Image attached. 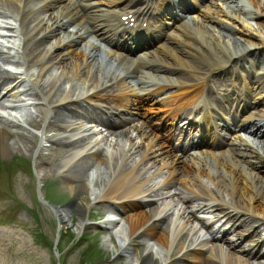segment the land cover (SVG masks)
<instances>
[{"label":"bare ground","instance_id":"bare-ground-1","mask_svg":"<svg viewBox=\"0 0 264 264\" xmlns=\"http://www.w3.org/2000/svg\"><path fill=\"white\" fill-rule=\"evenodd\" d=\"M191 1L195 17L185 0H0V106L26 105L28 98L19 95L38 87L49 98L43 130L63 123L72 131L82 128L64 143L84 148L64 160L61 175L67 188L82 195L55 210L60 228L72 221L74 207L79 232L90 207L104 203L105 213L125 219L127 228L119 227L117 238L123 251L135 252L136 264H247L264 257V156L254 146L264 147V74L243 72L236 85L212 79L239 61L250 70L262 65L264 3L247 0L252 9L244 0ZM125 10L138 15L136 28L118 19ZM150 30L155 32L145 43L128 42ZM112 108L126 115L110 114ZM180 117L183 125L175 129ZM166 125L167 140L178 130L170 151L156 141ZM103 127L117 130L106 133ZM109 135L116 136L109 138L113 148L101 154L100 141ZM9 139L0 126L2 152L9 151ZM47 139L60 143L52 135ZM104 222L118 224L113 218ZM140 239L153 243L144 255ZM156 243L164 256L153 250ZM246 243L240 254L222 249Z\"/></svg>","mask_w":264,"mask_h":264},{"label":"rangeland","instance_id":"rangeland-1","mask_svg":"<svg viewBox=\"0 0 264 264\" xmlns=\"http://www.w3.org/2000/svg\"><path fill=\"white\" fill-rule=\"evenodd\" d=\"M187 1V4L191 6L188 13L195 17L197 7L194 2ZM208 1L210 0H203L205 3ZM244 2L248 3V6L253 9V5L249 4L247 0H244ZM263 3L264 0H261V4ZM198 12L202 14L204 10L201 9ZM199 16L201 17L200 14ZM261 17L264 19V15ZM248 21L254 22L251 19ZM188 22L192 21L188 20ZM254 27L256 28V25ZM256 30L259 31V28ZM262 32L264 33L263 30ZM247 66V62L239 61L236 63L237 68L234 67V70L235 72L239 69L242 73L248 72L252 78L260 76L264 71L262 69L264 67V57L261 66H257L252 70ZM4 67L10 68L12 71L19 70L18 66L5 65ZM232 67L233 64H229L221 74V77L229 83L237 77V75L236 77L231 76ZM35 69V67H32L30 72ZM16 76L19 75L16 74ZM215 78H219V76L215 75ZM62 79L56 82L55 89L60 85ZM74 82L70 81L65 85H73ZM134 82L139 83V80L134 78ZM21 94L24 93L21 92ZM19 96L28 98V104H20L18 107L11 108L5 107V104L8 105L9 102L5 101V104L0 106V126H3L10 134L8 140L9 151L2 152L0 150V264H136L133 260L136 256L135 252L131 250L123 251L120 248L119 239L112 234L113 230L110 228L112 225L105 223L101 217H97L102 216L107 210L106 205L103 203L90 207V219L78 234H76L77 213L73 207L72 221L59 231L61 239L59 244L62 251L59 254L54 248V242H57L56 232L59 224L55 210L70 204L74 205L79 196L82 195L67 188L61 177L66 168L64 160L80 150L81 147H67L63 144L65 141L63 137L68 136L65 123H63L64 125L58 123L63 127L62 129L48 128L43 130L47 121H49L45 115L46 103L49 98H43L38 87H33L31 95ZM8 99L14 100L12 97ZM243 116L239 114L240 119H243ZM261 122H264V119ZM80 130L81 128H78L77 131ZM145 131L148 134L150 133L148 128H145ZM50 135L53 139L62 138L58 146L53 145L52 141L47 139V136ZM162 135H164L163 131L159 133L156 141L161 142V149L170 151L171 146L164 143ZM93 140L94 138L91 141ZM105 142L104 139L100 142L99 149H101V153H103V146L104 149L109 147L108 142L106 144ZM258 149L260 150V146H258ZM260 151H264V148ZM41 155L49 156L50 160L42 162ZM157 179L159 178L155 180ZM48 183H55L54 192L46 191ZM44 198L65 200V202L52 206ZM159 204L160 200L156 202V205ZM208 216L212 217L211 214ZM167 220L171 221V217H168ZM124 222H126L125 219ZM83 231L87 232L84 239L79 244L72 242L71 237L78 238ZM201 236L206 238L208 233H204L202 230ZM261 236L263 237L260 247L262 252L264 251V229L261 230ZM113 244L117 245L118 250L115 249ZM139 244L140 253L144 255L146 249L149 248L147 246L153 243L147 244L140 239ZM154 246L159 256L165 255L166 250L162 246L157 243ZM241 247L246 248L247 244L231 247V249L223 244L222 249L223 252L229 250L240 254L239 249ZM243 258L248 259V256L243 254ZM247 264H255V259H249Z\"/></svg>","mask_w":264,"mask_h":264}]
</instances>
